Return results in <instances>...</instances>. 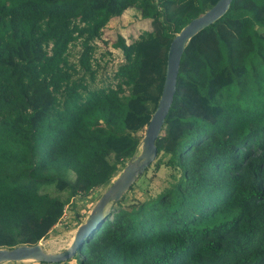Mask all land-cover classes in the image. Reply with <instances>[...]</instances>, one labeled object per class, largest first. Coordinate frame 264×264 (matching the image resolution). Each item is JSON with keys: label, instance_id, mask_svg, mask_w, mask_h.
<instances>
[{"label": "trees", "instance_id": "trees-1", "mask_svg": "<svg viewBox=\"0 0 264 264\" xmlns=\"http://www.w3.org/2000/svg\"><path fill=\"white\" fill-rule=\"evenodd\" d=\"M214 2L0 0V246L40 240L135 152L170 39ZM127 7L150 29L117 35L114 81L96 84L94 41ZM257 26L264 0H230L184 43L148 165L167 169L156 193L121 195L71 258L18 264H264V82L242 78L264 61Z\"/></svg>", "mask_w": 264, "mask_h": 264}, {"label": "water", "instance_id": "water-1", "mask_svg": "<svg viewBox=\"0 0 264 264\" xmlns=\"http://www.w3.org/2000/svg\"><path fill=\"white\" fill-rule=\"evenodd\" d=\"M230 0H215L213 4L199 14L190 18L170 39L164 68V76L159 97L144 126L142 136L126 162L107 187L99 194L88 214L79 222L71 240L65 247L57 251H49L42 247L39 240L35 243H18L12 246H0V263L5 261H63L71 258L86 236H88L103 220L105 208L114 203L131 185L137 175L155 158V138L158 135L163 118L170 105L175 87L180 55L186 40L196 31L214 21L228 7Z\"/></svg>", "mask_w": 264, "mask_h": 264}, {"label": "rangeland", "instance_id": "rangeland-1", "mask_svg": "<svg viewBox=\"0 0 264 264\" xmlns=\"http://www.w3.org/2000/svg\"><path fill=\"white\" fill-rule=\"evenodd\" d=\"M257 28L259 30H264V26H257ZM147 29H150L149 18L140 17L134 7H127L119 15L109 17L101 28L99 38H96L94 41L96 47L93 51L92 58L98 64L95 65L94 61H92V65L93 67L95 66L94 81L96 84L114 81L112 79V72L116 65L122 60L120 49L114 45L117 35H121L125 42H129L140 32ZM78 47V44L70 47L72 54L69 55V59H76V49ZM256 67L261 70V73H255ZM242 78H249L248 81H251L252 78H259L264 82V61L257 57L251 60L248 57L246 60V72ZM244 88L247 89L248 85H245ZM141 132L143 133V131ZM128 158L124 162H126ZM121 167L122 165L118 164L112 176L106 182L93 188L88 195L68 197L64 204V210L60 219L51 227L48 233L39 240L44 249L57 251L67 245L72 238L76 225L85 218L99 194L107 187L114 176L117 175ZM166 175L167 169L164 166H160L155 170L151 166H147L145 170L137 175L131 183L130 188L128 187L122 194L123 199L126 201L131 197L142 199L145 194L153 195L162 186L164 176ZM43 189L51 194L66 195L65 191L58 192L51 185H47ZM110 205L111 204L105 208V213H110ZM29 261L24 260L23 263ZM0 264H18V262L5 261Z\"/></svg>", "mask_w": 264, "mask_h": 264}]
</instances>
